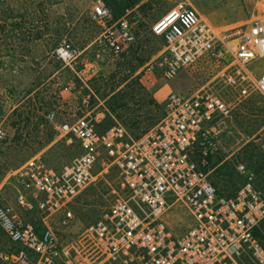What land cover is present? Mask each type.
<instances>
[{"label":"built area","instance_id":"obj_1","mask_svg":"<svg viewBox=\"0 0 264 264\" xmlns=\"http://www.w3.org/2000/svg\"><path fill=\"white\" fill-rule=\"evenodd\" d=\"M93 14L101 21L110 16L100 1ZM151 31L163 47L146 64L149 73L169 80L182 71H201L209 77L206 85L236 81L264 98V73L255 75L248 68L264 58V18L215 29L195 8L178 3ZM133 39L124 18L104 32L114 53ZM56 53L70 63L79 51L65 44ZM204 86L171 91L160 120L136 138L120 124L97 130L87 116L61 125L58 130L77 144L76 157L59 169L33 157L7 174L14 181L17 207L37 211L41 223L0 204V231L17 247L11 252L0 248V259L7 264H264L256 235L264 221V195L253 173L238 163L241 184L232 196H224L201 169L218 150L229 112V104ZM112 172L117 185L110 186L108 206L78 241L64 244L50 225L53 217H61L62 224L72 220L74 200ZM178 204L192 224L176 234L167 217Z\"/></svg>","mask_w":264,"mask_h":264},{"label":"rangeland","instance_id":"obj_2","mask_svg":"<svg viewBox=\"0 0 264 264\" xmlns=\"http://www.w3.org/2000/svg\"><path fill=\"white\" fill-rule=\"evenodd\" d=\"M99 1L105 5V0H0V20L5 21H0V142L16 145L7 174L33 157L54 169L68 164L79 150L58 128L79 116L91 119L97 130L120 124L136 138L160 120L171 91L186 93L210 81L196 70L163 80L145 68L163 47L151 27L176 4L205 5L204 0H117L120 7L126 2L130 7L122 14H113L107 7L110 16L105 21L93 14ZM121 18L127 20L134 39L114 53L106 46L104 32ZM44 30L60 32V43L76 48L78 56L70 63L61 62L57 45L53 56L45 59ZM248 68L255 75L264 73V58ZM204 87L229 104L218 150L205 160V172L219 194L232 196L242 181L236 166L243 163L264 195V98L231 80H213ZM7 174L0 182V204L10 205L28 221L41 223L37 211L17 207L14 181ZM115 185L112 172L74 200L72 220L62 224L61 217H53L50 225L64 244L80 239L84 228L108 206L109 189ZM173 210L167 222L179 234L192 222L183 206L178 204ZM256 235L264 246V221ZM0 248L6 252L17 249L1 231ZM0 264L7 263L0 259Z\"/></svg>","mask_w":264,"mask_h":264},{"label":"crops","instance_id":"obj_3","mask_svg":"<svg viewBox=\"0 0 264 264\" xmlns=\"http://www.w3.org/2000/svg\"><path fill=\"white\" fill-rule=\"evenodd\" d=\"M194 4L201 17L215 29H225L264 18V0H204Z\"/></svg>","mask_w":264,"mask_h":264},{"label":"trees","instance_id":"obj_4","mask_svg":"<svg viewBox=\"0 0 264 264\" xmlns=\"http://www.w3.org/2000/svg\"><path fill=\"white\" fill-rule=\"evenodd\" d=\"M105 5H106V8L108 7L113 14H116V12H119V14H122L126 8L130 7V4L128 2L125 3V5H124L125 7L124 6L120 7L117 0H105ZM1 16H2V18H5L4 15H1ZM0 21L2 23L5 22L2 19ZM46 31L47 30H44V32L41 33V36L43 38V44H44L43 45V47H44V58L50 59L53 56V51L57 45L61 46V45H65L68 43H60V41H61V33L60 32H57L55 34H50ZM59 60L62 62V60L60 58H59ZM62 65H64V64H62ZM61 67H59V68H61ZM1 107H2V104L0 103V108ZM15 146L16 145L14 143H11V141L7 142L6 140H4V141L0 142V182L2 181V179L5 177L7 172L13 166L12 157H13V151H14ZM209 158L210 157H208L207 159H209ZM204 165L201 166V169L205 172V170L203 168Z\"/></svg>","mask_w":264,"mask_h":264}]
</instances>
